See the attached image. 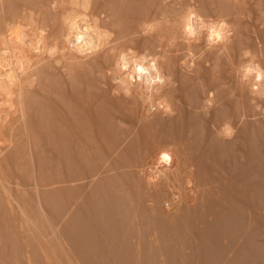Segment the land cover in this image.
<instances>
[{
	"label": "bare ground",
	"instance_id": "obj_1",
	"mask_svg": "<svg viewBox=\"0 0 264 264\" xmlns=\"http://www.w3.org/2000/svg\"><path fill=\"white\" fill-rule=\"evenodd\" d=\"M111 1L113 3L114 0ZM119 1L115 2L125 3L124 0ZM134 1L131 3H142V7L134 8L142 9L136 12L137 15L132 12L135 16L127 14L130 18L125 19L127 23L122 21L121 24L125 25L121 26L117 22L127 18L123 16L125 11L119 15L123 18L118 17L117 22L112 21V17L115 19L118 14H109L116 7L115 12L121 10L118 8L120 5L114 4L113 8L110 1L105 0L109 5L103 0H94L87 15L94 18L104 14L101 27L109 26L115 36L101 51L81 54L74 50L64 51L67 48L64 37L69 33L65 20L83 11L70 0H0V240L3 242L10 238L8 231L16 238H19L18 234L29 237L34 249H38L35 252L39 254L42 250L43 260L38 264H53L52 260L58 264H88L91 263L90 256L84 259L82 257L85 256L76 254L84 250L78 255L86 251L94 255L86 247L97 248L101 235L99 240H108L102 234L105 229L100 227L109 223L102 217L106 207L107 214L110 213L117 223L113 231H119L127 239L135 237L134 240L128 239L131 244V241H138L139 245H130L134 251L133 255L129 252V256H133V260L128 257L126 264L149 262V238L157 240L155 248L165 251L169 264H203L198 259L204 257L198 255L197 258L200 253L205 255L204 264H223L242 239L243 244L235 253L237 259L229 263L263 264L264 240L260 237L262 234L253 231L251 226L259 218L258 211L264 209L261 208L264 207L263 183L253 181L264 169V164L260 163L264 158V113L256 112V106L251 103L254 98L250 92L251 82L243 81L241 77L242 67L248 63L244 57L246 50L250 49L256 62L264 66V36L260 33L262 36L255 38L261 45L258 48L257 45H247L235 32L240 21H245L242 20L243 13L253 11L249 6L253 7L254 3L262 5L264 0ZM131 3H127L129 7L123 5L122 10L133 6ZM189 7H194L206 19H227L236 36L211 46L203 39L207 37H201L204 43L197 45L202 49L200 54L198 50L193 52L194 40L190 44L185 43L187 38L180 22ZM255 10H258L257 7ZM144 22H158L159 28L144 36L141 28ZM246 22H242L240 27L246 26ZM17 25L26 28L27 39L23 45L9 37L10 31ZM239 30L237 34L241 33H238ZM204 34L208 35L207 32ZM41 38L44 43L37 53L30 45H35ZM139 41L144 42L140 44L143 46L141 49L139 44H133ZM87 43L83 44L85 49ZM52 47H56L59 53L54 57L48 55ZM129 48H134L138 56L163 57L157 62L158 67L165 77L172 79L162 86L159 95L153 94V102L164 101L171 106V113L157 108L149 114L148 106L140 99L142 85L137 84L133 94L126 96L121 86L113 83L121 75L116 68L119 55ZM239 51L243 60L238 62ZM189 52L201 58L196 59L190 73H184L182 68L186 66H182V60L185 56L181 57V53L188 56ZM191 62L189 59L188 64ZM21 65L24 71L20 70ZM229 68L234 69V74L229 72ZM10 75L14 77L12 81L9 80ZM116 89H121L120 94L114 93ZM210 93L214 96L209 107ZM256 100L264 107V100L258 97ZM176 109L177 115L172 116ZM244 114L249 119L241 123L240 117ZM253 116L261 118L253 120ZM138 124L141 126L137 127ZM225 124H231L236 129L232 139H226L222 134ZM161 153L171 155V165L162 166L160 171L164 175L157 183L149 184L146 179L148 169L155 168ZM102 171L108 174L102 177ZM199 177H203L204 183L197 187L202 197L193 200L189 191L196 188ZM189 182L193 187H189ZM90 188L88 198L84 193ZM169 190L173 197L177 191L180 192L181 198L177 202L183 208L189 206L194 211L182 210V215L176 211V214L164 211L170 210L165 207V202L176 205L174 199L162 196ZM99 202V208L101 204L103 206L99 210L101 213L93 209ZM146 206L154 208L149 211ZM145 209L150 215H143ZM170 213L175 216L170 217ZM175 218L194 222L196 230L192 233L196 242L191 244L190 240H181L184 242L178 243V249L172 246L169 236H173L175 230L180 233ZM122 220L126 222L125 227L120 226ZM148 220H152L150 225L156 229L157 236L149 233L154 229L148 226ZM172 221L174 226L169 227ZM244 221L248 222V226H244ZM221 222L232 227H221ZM97 226L103 229L101 235L100 231L93 233ZM168 227L173 231L163 232ZM78 233L82 235L81 241L85 242L82 250L73 252L65 249L74 248L72 240L80 249L79 238L74 237ZM164 233L169 235L164 237ZM178 233L175 232V236ZM262 233L264 236V231ZM16 238L11 237L10 240ZM127 242L125 244L130 247ZM169 245L175 249L173 252L164 248ZM44 246H47L46 249H43ZM103 257L106 256L95 252L92 259L97 262L102 260L100 264H103L104 260H108Z\"/></svg>",
	"mask_w": 264,
	"mask_h": 264
},
{
	"label": "clouds",
	"instance_id": "obj_2",
	"mask_svg": "<svg viewBox=\"0 0 264 264\" xmlns=\"http://www.w3.org/2000/svg\"><path fill=\"white\" fill-rule=\"evenodd\" d=\"M72 4L76 7L82 9V13L75 15L74 17L67 18L65 23L69 26V33L64 37L65 44L67 48L65 52L74 50L78 53H96L101 51L103 48L109 46V42L113 40L115 33L108 28L101 27V20L104 14L99 17L91 18L87 15L90 11L94 0H70ZM55 4L53 8L55 9ZM94 20V22H90ZM183 25V32L185 37V43H192L193 40L199 43V37L207 31V41L209 46L215 44H222L229 41V38L233 35L231 28L232 25L229 24L227 19H213L211 17L205 18L200 15L194 7H189L184 16L181 17L180 21ZM142 35L147 36L156 32L159 28L158 22H144L141 25ZM26 28L23 25H17L9 33V37L14 39L17 43L23 45L27 37L25 36ZM44 36V32H41V37ZM87 41V49L83 47L84 42ZM44 43L43 39H39L35 45H30L33 47L34 51L39 53L41 51L40 45ZM175 41H173L172 46H174ZM76 45H81V47H76ZM7 54V53H5ZM58 49L52 47L48 50L49 56L58 55ZM244 57L248 59V63L242 67L243 75L241 79L243 81H250V92L254 97L251 101L252 104L256 106L257 113H264V107L257 103L256 97L260 100H264V66L256 62V57L252 51L246 50L244 52ZM201 57H196L193 53L189 52L188 57L182 61V64L187 65L189 59L192 63L189 65V69L195 67L196 59ZM163 57H150L147 54L139 55L134 50V48H129L125 52H121L116 63V68L121 74L118 79H115L113 83L121 86V89L126 96H131L133 94L132 90L137 85H142V95L140 96L141 101L148 106L149 114L157 110V108L164 109L166 112L171 113V106L164 101L153 102L154 95H159L162 91V86L166 82L170 81L171 77H165L162 70L158 67V61L162 60ZM20 70L24 71L23 65L20 66ZM154 74V75H153ZM14 77L9 76V80L12 81ZM160 85L161 87H154ZM121 89L114 90L115 94H120ZM214 93L209 94V99L207 101L210 107L213 103L212 97ZM9 105L4 107H8ZM259 116H253L252 119H260ZM247 114L240 117L241 123L248 120ZM236 129L231 124H225L222 129V134L226 139H232L235 136ZM172 157L169 153H161L158 158L155 168L148 169L147 183L154 184L157 183L161 176L164 175L163 171H160L162 166H170ZM144 174L143 172L141 173ZM189 187H193L191 182H189ZM181 198V193L176 192L173 199L179 201ZM166 208L171 207L168 203L165 204Z\"/></svg>",
	"mask_w": 264,
	"mask_h": 264
},
{
	"label": "rangeland",
	"instance_id": "obj_3",
	"mask_svg": "<svg viewBox=\"0 0 264 264\" xmlns=\"http://www.w3.org/2000/svg\"><path fill=\"white\" fill-rule=\"evenodd\" d=\"M107 2H109L110 1V3H112V1L111 0H106ZM118 2V0H114L113 1V5L114 4H116V5H120L118 8H121V10L120 9H117L118 11L117 12H115L116 11V8L113 10V11H109V14L112 16V14L113 13H117L116 15H117V17L115 16V19H113L114 17H112V21H115V22H117V18L119 17V15H121V14H123L122 13V11H125V14H123V16L125 17H127V14H131L132 15V12H134L133 14H136V12H139V10H141V9H138L137 10V8H139V7H142V3L140 2V3H137L136 2V4H132V3H135V1L134 0H124V4L123 3H121L122 1L120 0L119 2L122 4H117L116 2ZM131 1H132V3H131ZM134 1V2H133ZM103 2L104 3H106V4H109V3H107V2H105V0H103ZM131 3L130 5H133V6H130V8H134V7H137V8H134L135 10H133V11H131L130 10V8H126L125 10H122V8H124V6L125 5H127V3ZM110 5V4H109ZM124 5V6H123ZM249 5H251V4H249ZM262 5H264V3H262ZM262 5H259V4H257V3H254V5H252L253 7H251L250 8V6H249V9H251V10H253L254 11V9H256V7H257V9L258 10H255V11H257L255 14V16L253 15L254 14V12L253 11H249V9L247 8V7H245V8H247L248 9V11H249V13L247 12V14L249 15V16H251L250 15V13L252 14V19H250L251 17H248V15L247 14H245V13H243V15H244V19H242V20H245V21H242V22H246V21H248V19H249V24L247 23L246 24V26L244 25L243 27H240V26H242V22L240 21V24L239 25H237V26H235V27H237V30H239L238 28H242V30L244 31V33H243V31L242 30H239L238 31V33L241 31V35L240 34H237L236 32H237V30H236V32H235V34L236 35H239V39H241V40H244L245 42H246V44L248 45H252L253 47H256V45L258 46V48H260L259 47V45H260V43H257V40L256 39H259L258 37H261L262 35L264 36V15H262V14H264V13H262L261 11H263L264 12V6H262ZM123 6V7H122ZM256 6V7H255ZM115 7V5L113 6V8ZM127 7H129V5H127ZM254 8V9H253ZM263 9V10H262ZM131 11V13L129 12V11ZM246 10V9H245ZM261 10V11H260ZM247 11V10H246ZM113 12V13H112ZM126 12H129V13H126ZM245 12V11H244ZM253 12V13H252ZM114 15V14H113ZM130 15V16H131ZM137 15V14H136ZM123 16H121L122 18H123ZM132 16H135V15H132ZM131 16V17H132ZM121 17H119L118 19H120ZM247 17V19H245ZM128 18H130L129 16L127 17V18H123V20H120V23H118L117 22V24H120L121 26H124L125 24H121V22L122 21H124V22H122V23H125V21H126V23L128 22ZM125 19H128V20H125ZM245 24V23H244ZM115 27V26H114ZM246 27H248V28H246ZM108 28H109V30L111 29L109 26H108ZM233 29V28H232ZM251 29V30H250ZM113 30V29H112ZM255 30H256V33H255ZM114 31V30H113ZM205 32H207V31H205ZM251 32V33H250ZM254 32V33H253ZM243 33V34H242ZM249 33V35L251 36H247V34ZM262 35H261V34ZM203 35V36H202ZM201 36H200V38H199V40H200V42L199 43H201L202 41H203V39H205L204 41L206 42L207 41V38H203V37H207V36H205L206 34H202ZM234 35V34H233ZM236 35H234V36H236ZM260 35V36H259ZM243 36H245V37H243ZM201 37L203 38V39H201ZM241 37V38H240ZM248 37H249V39H248ZM257 37V38H256ZM237 38V37H236ZM235 38V39H236ZM243 38V39H242ZM256 38V39H255ZM238 39V38H237ZM202 40V41H201ZM254 42H253V41ZM243 42V41H242ZM143 41H139L138 43H133L134 45H137V44H139L138 46H140V44L141 45H143ZM193 43H195V44H193L194 45V50H192V49H189V51H193V52H195L196 50H198L199 52H198V54H200V52H201V48H197V45L199 44V43H196L195 41L193 42ZM202 43H204V42H202ZM244 43V42H243ZM251 43V44H250ZM245 44V45H246ZM186 46V45H185ZM261 46V45H260ZM143 47V46H142ZM141 46L139 47L140 49L142 48ZM197 48V49H196ZM192 52V53H193ZM197 53V52H196ZM238 53H239V56H238ZM237 53V58H239V59H236L238 62H239V60H243V58L242 59H240V57H243L242 55H240V51ZM187 55V54H186ZM186 55H183V53H181V57H183V56H185V57H183V59H185L186 57H188V56H186ZM182 60V59H181ZM182 61H184V60H182ZM189 62V61H188ZM192 63V62H191ZM189 65L190 64H187V65H185V64H182V66L183 67H185V68H182L183 69V71H184V73H190L191 72V70H192V68L191 69H189ZM188 67V68H187ZM229 67H231V65L229 64ZM232 70V71H231ZM229 72L230 73H232V74H234V69L233 68H229ZM110 73V72H109ZM209 77V76H208ZM113 80H111L110 82H112ZM111 84V83H110ZM108 86H110L109 84H108ZM177 109L172 113V116H176L177 115ZM168 118H170V117H168ZM167 118V119H168ZM140 124H138L137 125V127H140L139 126ZM133 135V134H132ZM126 143H123V145H125ZM122 145V146H123ZM120 149V151H122L123 150V147L122 148H119ZM119 151V150H118ZM260 158H262V157H260ZM260 160V159H259ZM260 163H263L264 164V158H263V160L261 161L260 160ZM107 171V170H106ZM106 171H105V173L103 172H101V174H102V177H104L105 175H107L106 174ZM109 171V173H110V170H108ZM107 171V172H108ZM113 172V170L111 171V173ZM264 169H262V170H260V175H259V177H261V178H259V177H257V178H255L253 181H255L256 183H263V186H264ZM101 174H100V176H101ZM105 174V175H104ZM99 176V177H100ZM198 179H200V182H199V180ZM96 181V180H95ZM95 183V182H94ZM200 184V185H199ZM202 184H204L203 183V177H199V178H197V181H196V183H195V185H196V188L198 187V185L199 186H201ZM262 185V184H261ZM194 188V190L191 192V191H189L190 192V196H191V198L193 199V200H196V199H198V198H201L202 197V195L198 192L199 190V188ZM90 190H91V188L90 189H88L85 193H84V195L87 197L88 196V198H89V196H90V194H91V192H90ZM89 191V192H88ZM84 195H83V197H84ZM169 195V196H168ZM172 195V196H171ZM175 195V194H174ZM163 197H164V199H166V197L169 199H173V193H172V191H168L167 193H164L163 195H162ZM171 196V197H170ZM197 196V197H196ZM87 198V199H88ZM100 198V197H99ZM99 198H97V200L98 201H100V199ZM97 201V202H98ZM175 203H176V205H172L171 207H170V210H164L165 208L163 207V204H162V210H164V211H166V212H172L173 214H176V212L178 213V214H180V215H182L181 213L183 212V211H185V212H193L194 211V209L193 208H190L189 206L186 208V207H182V205L181 204H179L176 200L174 201ZM164 203V202H163ZM166 203H168V202H165L164 203V205L166 204ZM171 203H173V202H171ZM171 203H168L169 205H171ZM174 203V204H175ZM99 204H100V202L99 203H97L95 206H93L94 208V210L95 211H99L100 209H102L103 208V206H102V204H101V208H99ZM151 206V205H150ZM181 206V207H180ZM146 207H149V206H146ZM153 207V206H152ZM152 207H151V209H150V207L148 208V209H150L149 211H151L152 210ZM178 207H180V208H178ZM154 208V207H153ZM246 208V207H245ZM261 208H264V207H261ZM260 208V209H261ZM103 209H105V211L104 210H102V211H104V212H102V217L104 216L106 219H108V221L107 222H109V223H106V224H103V225H101L100 227H102L103 226V229H105V231H103V229L102 228H99V226H97L98 228H95V229H93L94 230V232L93 233H95V231H96V233L95 234H97V232H99V235H101L100 233H102V231H103V233L102 234H104V236H106V238L108 239V240H99L100 238H101V236H103V235H101L100 236V238L99 237H97V238H99L98 239V241H103V245L102 244H99V243H101V242H98L97 240H95V241H97V243H98V246H97V248L98 249H101V250H103V251H105V252H102L101 250L99 251L96 247H94V248H96L97 250H93L94 248L92 247V248H89V246L88 247H86L87 245H85V247H86V250H92L93 252H94V255H95V252H96V254H100L101 256L102 255H104V256H106V257H103V259L104 258H106V259H108V260H104V262H103V264H126V262H127V259H128V257H132V259H130L131 261L133 260V256H129V255H131L132 254V251H134L133 249L131 250V248H133V246L131 247L130 245H135V244H137V242L135 241V242H133V241H131L133 244H131V243H129L130 241L129 240H132L131 238H133V240L134 239H136L135 237H132V236H129V237H131V238H126V235H121L120 234V232L119 231H113V229H115V228H117V226L115 225V224H117L115 221H113L112 220V215L110 214V213H108L107 214V211H106V207H104ZM169 209V208H168ZM189 209V210H188ZM143 210H144V208H143ZM154 210V209H153ZM159 210H160V207H159ZM183 210V211H182ZM191 210V211H190ZM101 211V210H100ZM99 211V212H100ZM141 211V210H140ZM147 212L146 211V209H145V212H144V214L143 215H146L145 213H149L148 215H150V212ZM176 211V212H175ZM142 212V211H141ZM140 212V213H141ZM142 212V213H143ZM259 213H258V216L257 217H259V218H257V220H255L254 221V226H253V224H252V226H251V229L253 230V231H256L257 233H259L260 235L262 234V236H263V231H264V209H262L261 211L259 210L258 211ZM261 212H262V214H261ZM101 213V212H100ZM106 213V214H105ZM172 213H170L169 215H170V217H173V216H175V215H173ZM245 213H247V211L245 210ZM105 214V215H104ZM171 214H172V216H171ZM110 216V217H108V216ZM140 215V214H139ZM245 216V218L246 217H248V216H246V215H244ZM137 217V216H136ZM136 217H135V219H136ZM138 217H140V216H138ZM147 216H145V218H146ZM150 218H151V216H149ZM261 217V218H260ZM132 218V217H131ZM113 219H115V217L113 216ZM141 219V218H140ZM146 219H149V218H146ZM175 219H177V218H175ZM124 220V219H123ZM122 220V222L120 223L121 225V227H125L126 226V224H124V223H126L125 221H123ZM244 220H246V219H244ZM247 220H248V218H247ZM133 221H134V218H133ZM132 221V222H133ZM149 221V220H148ZM150 221H152V220H150ZM148 222L149 223V227H151V230H152V225H150V223H152V222ZM185 221H187V222H185ZM192 221V220H191ZM190 221V219H177L175 222V224L178 226V229L180 230L179 232L180 233H178V231H174V235L173 236H175V232L176 233H178L179 235H176L175 237H173V236H169V239H168V241L169 242H171V244H172V246H174V248L176 249H178L179 248V244L178 243H180V242H184V241H188V240H190V242L189 243H191V244H193V241L194 242H196V239H194V236H193V233L192 232H194L195 230H196V228H195V225H194V222H191ZM258 222V223H257ZM173 221H172V223L170 222V226L169 227H172V226H174L173 225ZM188 223V224H187ZM222 224H221V227H222V225L223 226H226L227 227V229H230L232 226H228V225H231V224H228L227 225V223H223V222H221ZM248 222L247 221H244L243 222V224H244V226H248V224H247ZM130 224H131V222H130ZM180 224V225H179ZM114 225H115V227H114ZM176 225H175V227H176ZM243 226V227H244ZM168 227V228H169ZM175 227H173V228H175ZM226 227H224V228H226ZM166 228L167 230L166 231H163V230H161L160 229V231L162 232H171V230H172V228ZM247 228V227H246ZM246 228H244L245 229V231H247V229ZM98 229H102V230H98ZM134 229V228H133ZM148 229H150V228H148ZM147 229V230H148ZM154 229V228H153ZM250 229V228H249ZM89 230L92 232V230H91V228H89ZM109 230V231H108ZM260 230H261V232H260ZM135 230H133V232H134ZM145 231V230H144ZM173 231V230H172ZM228 231V230H227ZM251 231V230H250ZM108 232V233H107ZM149 232V231H148ZM162 232V233H163ZM92 233V234H93ZM107 235H106V234ZM135 233V232H134ZM150 234H154V235H156L157 236V234H155V233H157V231H156V229H154L153 231H150L149 232ZM148 233V234H149ZM158 233H160V232H158ZM184 233V236L182 235ZM7 234H9L8 235V238L10 237H13V238H16L15 237V235H14V233H10L9 231H8V233ZM165 234V236L164 237H166L167 235H169V233H167V235H166V233H164ZM164 234H158V236L160 235V236H162V235H164ZM241 234H243V231H241ZM11 235V236H10ZM78 235H80V236H78ZM78 235L76 236V235H74V237H78L79 238V241L80 242H78V243H81V245H79V247H80V249H78V248H76L75 246L76 245H74V244H76L75 242H74V240H72V242H71V245H72V247H74V248H67L66 246L67 245H69V243L65 246L66 248L65 249H67V250H69V251H73V252H75V251H79V250H82V244H84L82 241H83V239H82V241H81V237H82V235L81 234H79L78 233ZM99 235H96V236H99ZM119 235V236H118ZM134 235V234H133ZM154 235H151V237L152 236H154ZM172 235V234H171ZM182 235V236H181ZM19 238H16V239H12V240H10V238L8 239V240H5V241H1L0 240V264H38L39 262H41V259L43 260V258H42V250L41 251H39V254L37 253V252H35V250H37L38 251V249H34V244H33V241H31L30 239H29V237H26V236H20V234H18L17 235ZM118 236V237H117ZM136 236V235H135ZM262 236H260L261 237V239L262 240H264V236L262 237ZM95 237V236H94ZM122 237H125V239L124 240H126V241H123V238ZM148 237H149V235H148ZM180 237V238H179ZM163 238V237H162ZM161 238V241H163L164 242V240ZM76 239V238H75ZM116 239V240H115ZM152 240H156V239H153V238H151ZM151 239L149 238L148 240V245L147 246H149L148 247V254H149V256H150V259L148 258L147 260L149 261V262H147L146 260H145V262H143V263H149V264H152V263H154L153 261L154 260H160V262L159 261H157L156 262V264L159 262V264H169V261H168V259L166 258V256H164V250H162V252L161 251H159L158 250V248H155L157 245V240L156 241H151ZM176 241H178V242H176ZM177 239H179V240H177ZM187 239V240H186ZM242 239V238H241ZM173 240V241H172ZM181 240H184V241H181ZM41 240H39V242H40ZM94 241V242H95ZM106 241V242H105ZM128 241V242H127ZM243 239L241 240V244H239L238 246H236V248L234 249V251L229 255V257H228V259H226L225 261H224V263L223 264H231V263H229V262H234V260H236L237 259V257H238V255H236L237 254V250L242 246V244H243ZM14 242H15V244L17 245H15L14 246ZM42 242V241H41ZM74 242V243H73ZM93 241L91 240V242L90 243H92ZM129 243V246L130 247H127V245L125 244V243ZM153 242V244H151ZM97 243L95 242L94 244H96L97 245ZM154 243H156L155 245H154ZM66 244V243H65ZM94 244H92V245H94ZM109 244V245H108ZM111 244V245H110ZM123 244H124V246L125 247H127V248H125L124 246H123ZM165 244H166V242H165ZM20 246V248H17V247H19ZM74 245V246H73ZM78 245V244H77ZM100 245H102V246H100ZM137 245H139V244H137ZM163 245H164V243H163ZM167 245V244H166ZM119 246H121V247H119ZM150 246H151V248H150ZM170 246V245H169ZM192 246V245H191ZM14 247L17 249H14ZM47 247V246H46ZM46 247L44 246V248L43 249H46ZM135 247V246H134ZM123 248V249H122ZM129 248V249H128ZM150 248V249H149ZM164 248H168V249H166V251L167 250H169V249H171V251L172 250H175L174 248H172L171 246L170 247H168V246H164ZM127 250L128 249V251L126 252V251H124V250ZM109 252H108V251ZM44 251H46V250H44ZM84 250H82V252H83ZM91 251V252H92ZM116 251V252H115ZM155 251H157V252H155ZM170 251V252H171ZM82 252H79L80 254H82ZM89 252V253H88ZM98 252H100V253H98ZM107 252V253H106ZM131 254H130V253ZM173 252V251H172ZM46 253H49V251L48 252H46ZM79 253H77L76 255L77 256H80V257H82V256H85V257H82V258H89V256H90V261H91V263H92V261L94 262V264L96 263H98V264H100V261H102V260H98L99 262H97V261H95V260H93L92 259V256H94L92 253V255H90V251H86V252H84L85 254H83V255H78ZM103 253V254H102ZM143 253H145V252H143ZM236 253V254H235ZM108 254V255H107ZM162 254H163V256H162ZM32 255V256H31ZM34 255L36 256V257H34ZM133 255V254H132ZM143 255V254H142ZM146 255H147V253H146ZM146 255L145 256H142V258H144V257H146ZM158 255H160V258L158 257ZM198 255L199 256H202V257H204L205 258V255L204 254H197V258H198ZM41 256V257H40ZM75 256V255H74ZM148 256V255H147ZM76 257V256H75ZM98 257H100V256H98ZM164 257H165V259H164ZM32 258V259H31ZM33 258H35V259H37L38 258V260H34ZM96 258H97V256H96ZM197 258H196V260H197ZM204 258H199L198 260H200L201 262H203V264L205 263L204 261H206ZM76 259H77V257H76ZM152 259H154V260H152ZM162 259H164V260H162ZM204 259V260H203ZM34 260V261H33ZM97 260V259H96ZM144 259H142V261H143ZM167 260V262H164V261H166ZM197 260V262H199ZM87 261H88V259H87ZM115 261H117V262H115ZM43 262V261H42ZM52 262H54L53 264H58V262L56 261V260H52ZM123 262H125V263H123ZM151 262V263H150ZM90 262H88V264H91ZM93 264V263H92ZM199 264H202V263H199ZM264 264V263H263Z\"/></svg>",
	"mask_w": 264,
	"mask_h": 264
}]
</instances>
